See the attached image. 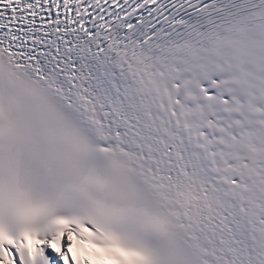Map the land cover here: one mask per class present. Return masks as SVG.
<instances>
[{
  "label": "snow or ice",
  "instance_id": "snow-or-ice-1",
  "mask_svg": "<svg viewBox=\"0 0 264 264\" xmlns=\"http://www.w3.org/2000/svg\"><path fill=\"white\" fill-rule=\"evenodd\" d=\"M0 264H264V0H0Z\"/></svg>",
  "mask_w": 264,
  "mask_h": 264
}]
</instances>
